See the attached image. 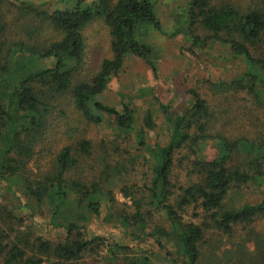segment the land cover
<instances>
[{"label":"trees","instance_id":"1","mask_svg":"<svg viewBox=\"0 0 264 264\" xmlns=\"http://www.w3.org/2000/svg\"><path fill=\"white\" fill-rule=\"evenodd\" d=\"M15 1L34 14L37 35L48 29L58 38L0 45V264H201L211 230L231 240L249 231L254 252L246 241L232 262L264 264V237L254 229L264 220V198L235 199L264 188V131L235 136L197 90L177 112L157 96L143 98L144 112L125 92L120 108L105 101L130 59L161 81L157 50L147 42L151 30L162 31L155 0H55L50 9ZM98 20L111 56L84 75L85 30ZM189 22L188 33L174 36L184 33L199 51L224 44L230 60L246 65L237 77L204 82L228 101L242 96L237 109L264 126V10L192 0ZM197 25L207 36L197 35ZM47 61L53 66L43 67ZM161 116L165 138H153ZM82 127L98 130V139ZM110 225L118 241L99 232Z\"/></svg>","mask_w":264,"mask_h":264},{"label":"rangeland","instance_id":"2","mask_svg":"<svg viewBox=\"0 0 264 264\" xmlns=\"http://www.w3.org/2000/svg\"><path fill=\"white\" fill-rule=\"evenodd\" d=\"M28 5L36 6L42 9L55 8V0H21ZM192 0H155L157 18L161 23L162 31L151 30L149 32L147 42L156 49L157 64L161 81L155 80L152 69L146 65L145 62L139 59H130L125 66V73L120 78L115 79L110 86V93L106 98V102L111 105L119 107V102L125 92L130 96L136 98L135 102L140 107V112L147 110V103L143 98L157 96L164 104L171 106L172 112L182 111L191 102V91L197 90L209 103L213 111L216 112L217 120L219 123L226 121L229 130L234 135H250L255 137L259 133L264 131V126L260 119H256V115H245L238 110L240 103L243 101L242 96L235 102L233 97L230 98V102L219 95L213 88L210 89L204 82L207 79L213 80H229L237 77L245 69V63L243 61L230 60V49L224 44L211 42L208 45L207 50L199 51L194 50L192 43L187 39L184 33L175 35L178 30H185L188 33L189 12L190 3ZM220 4H228L242 12L248 10L263 9L264 0H218ZM34 14H30V10L27 8L19 7V3L15 0H6L0 6V45L3 42L10 44L7 41L22 40V42L33 43V45H43L46 39H52L53 34L51 30L42 29V34L35 32V26L38 22H35ZM5 27L3 31L1 28ZM197 35L207 36L201 26L197 25ZM87 42V65H84V75L91 74L96 71L102 61L105 58L111 56L110 51V35L109 31L103 20H98L89 25L86 30ZM53 35V36H52ZM12 43V42H11ZM156 57V58H157ZM52 61H47L43 64V67L53 66ZM121 92V93H120ZM147 99V98H146ZM120 108V107H119ZM143 114V113H141ZM223 117V120H221ZM260 120V121H259ZM260 122V123H256ZM69 122L71 128L78 126L76 116L70 117ZM159 130L152 133V137L156 138L157 133L162 136L166 134L164 127V119L161 116L158 121ZM63 124H61L62 126ZM82 134H87L86 137L98 139V130L92 132L87 127H82ZM103 138H108L109 131H103ZM79 134V133H78ZM96 135V136H95ZM165 138V135H163ZM75 139V138H74ZM72 139V140H74ZM70 140V141H72ZM69 141V140H68ZM214 150L209 149L206 152V156H211ZM181 174L180 179L185 181V174ZM117 198L120 202H126L122 195L118 194ZM264 198V188L250 189L242 192L235 199L239 203L245 200H256ZM5 199L4 190L0 195V202ZM38 232L40 235H47L43 221L37 219ZM109 227V226H108ZM103 227L99 232L106 233L111 240L118 241V230L114 229L110 225L109 229ZM256 234H260L264 237V220L256 222L254 225ZM55 235L54 231H52ZM249 232V231H247ZM247 232L239 230L235 235L236 238L231 240L228 237H223L218 231L211 230L210 238H212L211 244L206 247V251L209 252L208 256L202 258L201 264H234L239 258L238 251L241 244L247 243V248L250 252H254V243L249 242V236H246ZM52 234V235H53ZM263 234V235H262ZM253 236L255 234H252ZM245 242V243H244ZM212 246L220 248L222 251L219 258L212 253ZM226 257H223L224 252H228ZM230 254V255H229ZM214 255V256H213ZM234 261V262H232ZM237 264V263H236ZM250 264V261H249Z\"/></svg>","mask_w":264,"mask_h":264}]
</instances>
